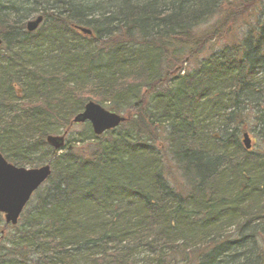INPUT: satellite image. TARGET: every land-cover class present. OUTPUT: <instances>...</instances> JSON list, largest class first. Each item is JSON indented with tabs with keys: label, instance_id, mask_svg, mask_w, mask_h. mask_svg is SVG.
I'll list each match as a JSON object with an SVG mask.
<instances>
[{
	"label": "trees",
	"instance_id": "trees-1",
	"mask_svg": "<svg viewBox=\"0 0 264 264\" xmlns=\"http://www.w3.org/2000/svg\"><path fill=\"white\" fill-rule=\"evenodd\" d=\"M257 1L0 0V152L52 170L18 224L1 227L0 264H264V151L235 136L244 111L257 121L264 108ZM255 9L248 41L198 61L201 27ZM90 101L126 121L58 154L49 128L68 134ZM171 170L187 192L169 188Z\"/></svg>",
	"mask_w": 264,
	"mask_h": 264
},
{
	"label": "water",
	"instance_id": "water-1",
	"mask_svg": "<svg viewBox=\"0 0 264 264\" xmlns=\"http://www.w3.org/2000/svg\"><path fill=\"white\" fill-rule=\"evenodd\" d=\"M41 16L30 20L25 25L28 33H33L42 23ZM83 35H90L84 28H75ZM2 41L0 39V45ZM126 119L118 114L105 110L94 102H87L83 110L76 114L71 125L88 123L96 137L108 131H113L123 124ZM66 132L62 135H47L46 144L55 151H60L65 146ZM242 145L245 150L251 149V141L247 134L243 135ZM51 175V167L44 165L38 168H21L8 163L0 154V214L3 215L5 224L15 226L19 217L30 201L33 194L47 181Z\"/></svg>",
	"mask_w": 264,
	"mask_h": 264
},
{
	"label": "rangeland",
	"instance_id": "rangeland-1",
	"mask_svg": "<svg viewBox=\"0 0 264 264\" xmlns=\"http://www.w3.org/2000/svg\"><path fill=\"white\" fill-rule=\"evenodd\" d=\"M258 3H264V0H258L257 4ZM256 9L254 11H247V13L244 14L242 19H238L237 22L231 24L227 28L220 26L218 24L219 22L217 21L216 17L210 19L205 26L201 27L199 29L198 33H200L202 36H205V35L208 36L206 38V40L208 41V47L205 48L204 51L200 55L198 54L199 55L198 61H205L209 58H212V56L214 54L219 53V51L222 47L228 49L229 45L231 47L232 44L234 42H236L237 40L248 41V37H250L251 33L253 34V29L255 27H257V24L260 22V11H258V10L256 11ZM5 37H6V35H5ZM1 39L4 41V38H1ZM3 46H5V44H3ZM193 65H194L193 62H186V64H184L183 68L185 71L186 70L189 71L193 67ZM180 75H182V72ZM70 86H71V84H70ZM102 107H104L105 109L107 108L106 105H104ZM263 110H264V108L261 107L262 115L260 116V120H257V121L254 119L253 112L251 113L249 111H244L242 113V116H244L246 118H243L240 126H243V128L247 130L246 132L249 134V137L251 139V144H252V151L250 152L251 154H260L264 151V142L262 141V139H260V138H262V136L260 135V132H259V134H257V129L255 128V127H258L257 124H260V123H262V121H264V116H263L264 111ZM213 123L217 124L218 121L215 120V122H213ZM88 126L89 125L87 123L80 124V125H74L72 127V129L70 130V132L66 135V139H65L66 144L64 146V149L61 150V152L68 150V147L74 148V150L77 151L78 149L80 150L82 148L83 149L87 148L90 143L93 144L94 141L89 140V139H91V136L89 134V129H91V128H90V126L89 127ZM2 127H0V143H1L0 145H3V141L5 139V137H4L5 133L2 132L3 131ZM229 129H230V131H232L233 127L229 126ZM62 130L63 129L59 126H57V127L52 126L49 128V131H51L50 134H53V135L62 134L63 133ZM214 131H215L214 134L219 135L220 137H228V134H230L226 130V127L215 128ZM262 132L264 134V128L262 129ZM241 134H242V132L237 131V133L235 135V136H238L239 141L241 139ZM230 137L233 138V135ZM78 139H84V140H87L88 142H85L83 144H77L76 141ZM156 147L159 149V151L161 149L164 150L167 147V144L163 145L162 147L156 145ZM45 148L48 149L47 147H45ZM4 149H5L6 155H12L14 153V150H12V148H10V147H4ZM61 152L57 151L58 154ZM2 156L4 157L5 155L2 154ZM7 161L9 163H11L9 160H7ZM43 165H45V164H41V165L39 164V165L33 166V167H29V166H23V167L29 169V168H38V167L43 166ZM168 171H169V169H168ZM170 173H171V176L169 177L170 180H168L169 188L170 189L173 188L174 190L175 189H181V190L187 192V187H186L185 182H184L183 178L181 177L180 173L173 172V170H171ZM44 184L42 186H44ZM33 203H34V200L30 204V206H32V205L33 206L31 208H29L30 206H28V212L34 211V209H35L34 205L35 204H33ZM4 224H5L4 218L2 215H0V229ZM1 244H2V242H1ZM186 261L188 264H192L190 259H187ZM178 264H183V263L179 262Z\"/></svg>",
	"mask_w": 264,
	"mask_h": 264
}]
</instances>
